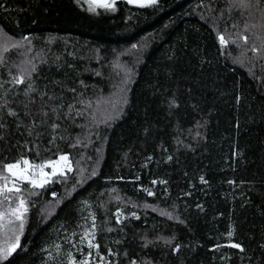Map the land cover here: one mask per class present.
<instances>
[{
	"label": "trees",
	"instance_id": "1",
	"mask_svg": "<svg viewBox=\"0 0 264 264\" xmlns=\"http://www.w3.org/2000/svg\"><path fill=\"white\" fill-rule=\"evenodd\" d=\"M60 155L0 264H49L83 200L100 264H264V3L0 0V173Z\"/></svg>",
	"mask_w": 264,
	"mask_h": 264
},
{
	"label": "snow or ice",
	"instance_id": "2",
	"mask_svg": "<svg viewBox=\"0 0 264 264\" xmlns=\"http://www.w3.org/2000/svg\"><path fill=\"white\" fill-rule=\"evenodd\" d=\"M240 7H259L264 0H237ZM115 0H113V4ZM129 3H138L141 7L157 3V0H129ZM221 44H225L223 36L219 37ZM247 42V37L243 38ZM7 51L5 47L3 49ZM253 51H256L253 48ZM18 84H23L25 81L22 77L14 78ZM15 115V113H11ZM63 162V163H61ZM23 165V166H22ZM59 165V168L57 167ZM4 171L8 175L0 173V232L3 233L5 243L0 246V259H7L11 256L17 248L20 247V236L23 233L25 225V217L28 211L27 201L22 195H19L23 189L22 184H30L32 188H43L46 184L50 183L51 177L57 175H64L66 171H71L69 157L67 155H60L58 160H48L43 163L33 165L28 159L17 161L15 163L5 164ZM45 168H51L52 171L46 172ZM11 183L9 184V178ZM152 193L149 192V195ZM88 246L99 247L89 242ZM239 247L238 244L232 245ZM59 247V246H57ZM72 264H77L75 260ZM80 264H88L87 260L80 262Z\"/></svg>",
	"mask_w": 264,
	"mask_h": 264
},
{
	"label": "rangeland",
	"instance_id": "3",
	"mask_svg": "<svg viewBox=\"0 0 264 264\" xmlns=\"http://www.w3.org/2000/svg\"><path fill=\"white\" fill-rule=\"evenodd\" d=\"M57 167L59 168V165ZM44 171L50 173L52 169L51 171L44 169ZM93 221L92 206L88 200H83L79 206L77 224L74 229L65 230L61 224L53 240L44 247L43 255L46 261L49 264H72L75 260L77 264H80L87 260L88 264H100L88 246L91 242Z\"/></svg>",
	"mask_w": 264,
	"mask_h": 264
},
{
	"label": "water",
	"instance_id": "4",
	"mask_svg": "<svg viewBox=\"0 0 264 264\" xmlns=\"http://www.w3.org/2000/svg\"><path fill=\"white\" fill-rule=\"evenodd\" d=\"M96 5H107L111 0H89Z\"/></svg>",
	"mask_w": 264,
	"mask_h": 264
}]
</instances>
